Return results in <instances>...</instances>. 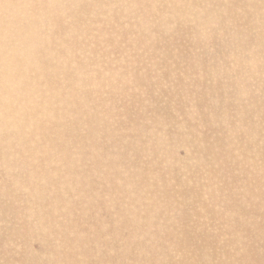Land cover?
Returning a JSON list of instances; mask_svg holds the SVG:
<instances>
[{"label": "bare ground", "instance_id": "1", "mask_svg": "<svg viewBox=\"0 0 264 264\" xmlns=\"http://www.w3.org/2000/svg\"><path fill=\"white\" fill-rule=\"evenodd\" d=\"M122 5L130 10L0 12V264H264V253L251 255L249 241L223 229L234 216L211 210L227 198L234 214L229 187L252 197L262 183L259 206L247 212L249 239L264 247V213L256 214L264 210V2L81 6ZM71 66L83 70L71 75ZM160 134L192 156L185 169L166 154L161 161L176 188L145 215L175 209L162 220L163 250L149 217L135 221L137 202L156 186L148 166Z\"/></svg>", "mask_w": 264, "mask_h": 264}, {"label": "rangeland", "instance_id": "2", "mask_svg": "<svg viewBox=\"0 0 264 264\" xmlns=\"http://www.w3.org/2000/svg\"><path fill=\"white\" fill-rule=\"evenodd\" d=\"M110 3H122V2H126V0H0V12H5L8 14H13V15H27L30 13L33 14H39V13H48V12H56V13H61V12H78V11H88V12H95V11H110V12H118V11H124V10H130L128 8H126L125 6H119V7H112V8H107V9H103V8H83L81 5L82 4H90V3H105V2H109ZM247 1V0H246ZM264 2V0H262ZM264 9V8H263ZM220 44H222V42H219ZM189 49V48H187ZM193 64H195V60H192ZM52 65L55 68H59L58 66L55 65V62L52 63ZM166 69L168 68H162L159 69V74H162ZM83 70V69H82ZM82 70L79 69V67H75V66H71L69 67V73L71 75H73V73H80ZM87 70H89V72L94 71L93 67L91 65H87ZM241 72V75H246L247 74V69L244 70L243 72ZM247 76L249 77V74H247ZM60 79V78H59ZM61 81V79H60ZM75 82V80L73 81ZM62 84V83H61ZM83 88L86 87V85L84 86V83L81 82L78 88ZM89 96V95H88ZM187 106H190V109H188L189 115H191V117H193L194 121H201V118L199 117L198 114V108L199 106L195 105V103H189L187 101ZM81 120V118L79 119ZM162 130H166L167 128H164V126L161 127ZM241 129V128H240ZM151 131L149 132V135L147 136L148 138H155L156 135V131L152 128L150 129ZM163 134V133H162ZM160 134V138H161V144H159L158 146L155 147V151L158 154V156H156L154 159L156 160L155 163L153 165H149L148 167L150 168L149 171L154 175V182H156V186L151 188L150 194L146 195L144 194L142 196V200L140 201V203L137 202V205L139 204V207L141 208L140 213L141 214L138 219L139 220H135L137 222V224H143L142 222L145 221L146 218L149 217V220L152 222L151 224L154 227L158 228V232L156 234V239L158 241V244L161 248V250L165 249L166 244L165 241L162 237V228H161V224H162V220L164 221V218H168L170 216V218L173 215V212L175 211V209L171 212H167L170 213L169 216L168 215H163L164 211H160L159 212V216L155 217L154 215L152 216H146L145 214L147 212H150V206L151 204L155 203V202H159L161 199V194L164 191L163 189L167 190L168 192H171L172 194L174 193V190L176 188V180L173 176L171 177L168 171V168L166 165H161V161L164 159V156L166 154V159L167 161L170 160L171 162V166L174 167L175 165L172 164V162H175L178 166L182 167V168H186L188 166H190L192 164V156H191V151L184 146L181 143H174V144H170L168 145L167 142L165 141V137H161ZM140 137V136H139ZM219 142L221 145L223 144V140L219 139ZM225 143V141H224ZM138 151L139 154H137V157L140 158L143 154H142V150L140 147H138ZM163 152V154H160L159 152ZM150 153H152V151H149ZM225 156V154H224ZM107 158L109 160L112 161V157L110 154H107ZM164 159V160H166ZM143 160V159H142ZM147 164L144 161L142 162V164ZM198 165H200V163H198ZM192 166V165H191ZM176 168V166L174 167ZM148 170V168H145ZM146 172V174L148 173V171L144 170ZM264 173V172H263ZM190 172H188V178L186 179V184H188V179L190 177ZM259 180V179H258ZM260 184V187L259 185ZM261 184L262 183H258L253 185V187L255 186V189H253V195L252 197L247 196L246 194L244 195L242 192H238L236 190V188L233 187H229V192L230 193H234L233 197H235V203L233 202L234 205V211L235 213L232 214L228 207V201L227 198H220L218 203H216L214 206L211 207L212 212L217 211V216H234L232 217L228 223H226V221H223V224H227V226H223V229L225 228L226 231H230V233L233 236H237L236 241L237 242H241V244L245 245L246 241H249L248 247L251 249L250 253L251 255L254 254V252L252 250H256L258 256L261 257V254L264 253V247L261 246L259 244V246H257L254 243H251V239H249V237H253L254 236V224L251 221L252 219V213L251 211L247 209H253L255 210V206H259V201H257V199L259 198V189H261ZM258 185V186H257ZM230 189H233V191L231 192ZM162 190V191H161ZM257 191V192H256ZM228 192V190H227ZM257 193V194H256ZM102 195L99 196V200H101ZM174 199H176V196L174 197ZM238 199V200H236ZM232 203V202H231ZM143 204V205H142ZM148 205V206H147ZM165 208V207H164ZM255 208V209H254ZM163 209V208H162ZM142 210L144 212H142ZM260 211V210H259ZM253 212V211H252ZM264 213V210L257 212L256 214L258 215L259 213ZM143 214V215H142ZM145 215V218H144ZM239 217V218H237ZM184 218H185V222L189 223L192 225L194 223H197V218L193 217L192 215H190V213L184 212ZM250 221V222H249ZM126 222L127 220L123 221V229H127L126 228ZM262 224H264V221H261ZM126 224V225H125ZM126 232L129 234L131 240H134V234L131 232L130 229H127ZM247 234V235H245ZM247 236V238H246ZM254 238V237H253ZM126 240V238H124ZM255 239V238H254ZM130 240V239H129ZM146 242H150V238L144 239ZM245 240V243H244ZM128 242V239L126 240ZM129 245H131V242L129 241ZM15 245V249L17 253H21L22 250H24V246H22L21 242L18 241V239L15 240L14 242ZM133 246V245H132ZM39 248V245L37 242H31L28 245V249L30 251H37ZM256 259L258 260V257H256ZM261 259H264V257H261Z\"/></svg>", "mask_w": 264, "mask_h": 264}]
</instances>
